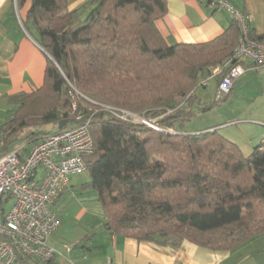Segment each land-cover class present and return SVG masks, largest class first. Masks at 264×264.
I'll return each instance as SVG.
<instances>
[{"label": "trees", "instance_id": "1", "mask_svg": "<svg viewBox=\"0 0 264 264\" xmlns=\"http://www.w3.org/2000/svg\"><path fill=\"white\" fill-rule=\"evenodd\" d=\"M167 12L166 0H90L80 11H70L68 0H32L23 24L49 55L44 84L13 97L3 153L24 130H33L24 139L32 145L90 119L95 151L86 171L111 235L230 251L264 234V141L245 156L217 130L182 134L176 126L196 114L195 91L230 61L239 28L233 21L213 41L169 45L157 25ZM106 107L155 121L161 131ZM48 126L56 130H39Z\"/></svg>", "mask_w": 264, "mask_h": 264}, {"label": "crops", "instance_id": "2", "mask_svg": "<svg viewBox=\"0 0 264 264\" xmlns=\"http://www.w3.org/2000/svg\"><path fill=\"white\" fill-rule=\"evenodd\" d=\"M89 1L68 0L69 10L80 11ZM230 1L252 16V34L264 35V0ZM166 2L168 12L157 25L169 45L213 41L233 23L225 11L209 7L206 0ZM31 5L32 0H0V132L15 109L13 97L31 94L44 84L48 55L23 24ZM35 144L25 147L24 154ZM20 147L15 145L11 150ZM71 182L72 179L54 205L59 227L49 238V245L58 252L57 264H264V234L233 250L221 252L190 242L174 248L113 236L104 227V212L98 194L89 185L90 177L81 187ZM72 210L74 220L85 230L77 233L73 244L70 236L75 227L69 225L65 232L62 229L66 222L59 219L62 214L71 219ZM90 218H96L97 222ZM68 247L72 248L71 252ZM34 262L19 261V264Z\"/></svg>", "mask_w": 264, "mask_h": 264}, {"label": "built area", "instance_id": "3", "mask_svg": "<svg viewBox=\"0 0 264 264\" xmlns=\"http://www.w3.org/2000/svg\"><path fill=\"white\" fill-rule=\"evenodd\" d=\"M206 2L215 10L225 11L240 32L230 61L225 67L214 68L201 83L207 87L222 76L215 92V100L222 102L249 70L264 69V40L252 38V16L241 7L230 0ZM106 109L123 121L161 131L156 122L151 124L154 121L142 116ZM89 125L90 119L49 134L31 146L27 155L23 146L3 153L5 136L0 133V264H19L18 253L43 262L56 260L58 252L49 245V238L59 227L54 205L71 179L87 170L85 159L95 151Z\"/></svg>", "mask_w": 264, "mask_h": 264}, {"label": "rangeland", "instance_id": "4", "mask_svg": "<svg viewBox=\"0 0 264 264\" xmlns=\"http://www.w3.org/2000/svg\"><path fill=\"white\" fill-rule=\"evenodd\" d=\"M216 88L217 81L213 80L207 87H199L195 91L193 110L196 114L184 124H177L176 129L182 134H196L209 128L217 130L248 156L264 141V69L249 70L236 81L227 100L215 104ZM150 123L153 124L155 121ZM39 130L53 132L56 126L42 127ZM31 131L33 130L27 129L18 135L17 147L30 145L24 139ZM88 180L89 172L86 171L74 176L71 183L81 187ZM74 213L75 211L72 210L71 219H67L66 214L59 217L60 222H66L63 224V231L66 232L67 228L71 227L69 225L75 227L74 230L71 229L73 230L70 236L71 244L77 240V233L85 232L74 220ZM90 219L97 222L96 218ZM70 246L74 247V245Z\"/></svg>", "mask_w": 264, "mask_h": 264}, {"label": "water", "instance_id": "5", "mask_svg": "<svg viewBox=\"0 0 264 264\" xmlns=\"http://www.w3.org/2000/svg\"><path fill=\"white\" fill-rule=\"evenodd\" d=\"M46 53V52H45ZM47 54V53H46ZM48 55V54H47ZM48 57H49V55H48ZM65 124H66V122L64 121V122H62L61 123V125H60V129H63L64 128V126H65Z\"/></svg>", "mask_w": 264, "mask_h": 264}]
</instances>
